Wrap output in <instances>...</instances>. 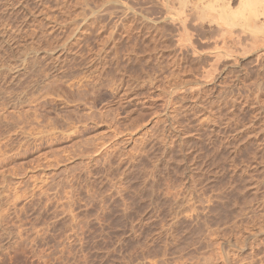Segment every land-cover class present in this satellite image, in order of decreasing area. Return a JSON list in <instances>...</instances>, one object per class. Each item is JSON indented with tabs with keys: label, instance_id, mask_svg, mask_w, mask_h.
I'll return each instance as SVG.
<instances>
[{
	"label": "rangeland",
	"instance_id": "rangeland-1",
	"mask_svg": "<svg viewBox=\"0 0 264 264\" xmlns=\"http://www.w3.org/2000/svg\"><path fill=\"white\" fill-rule=\"evenodd\" d=\"M194 2L0 0V264H264L261 29Z\"/></svg>",
	"mask_w": 264,
	"mask_h": 264
},
{
	"label": "bare ground",
	"instance_id": "bare-ground-1",
	"mask_svg": "<svg viewBox=\"0 0 264 264\" xmlns=\"http://www.w3.org/2000/svg\"><path fill=\"white\" fill-rule=\"evenodd\" d=\"M194 3H195L194 8L197 9L196 11L199 13V16H201L203 18L202 20H205L207 22V24L209 23L210 25L213 24V25L217 26V28L215 27L217 30V35L215 36L216 37L215 46H214V49H213L212 54H211L212 55L211 59L213 58L214 61L211 60L212 63L210 64L211 65L210 68H212V66L214 68L215 66L212 64L215 63V65H217L216 62H220V60H222V59L223 60L229 59L231 61L230 52L232 53V51L230 50V48H232V50H233V46H234V45L232 46L231 44H234L239 40V39L235 38V37L239 38V36H238L239 34L236 35V31H235L236 36H234L233 31L235 30V28H234L235 26H242V25H244V23H247V26H246L247 28L248 27L250 28L251 25H252L251 27H254V28L256 27L255 31H256L257 27H258V29L260 28L261 30H258L259 31L258 34L260 33L261 35H258V34L254 35L253 34V36H254V38H256V41H260V44L262 42L264 43V31H263L264 29L262 27H260L261 25L257 26V25L261 24L262 21H260V19H262L261 17L264 15V0H195ZM175 20L177 22V25H179V27L181 29L180 30L181 32L178 31L179 35H178V38H176L177 39L176 45L183 47V49L185 48V50L187 49V51L188 50L191 51V53L195 54V56H196L197 52L194 51V48H193L192 43L190 41V37L187 33L186 19L182 18L180 16H177L175 18ZM244 29H245V27H244ZM250 34H249V36H250ZM254 38L251 36V39L254 40ZM236 39H237V41H236ZM255 42H253V45ZM250 43H252V42H250ZM257 44H258V42H257ZM257 44L255 43V45H257ZM230 45H231V47H230ZM236 45H238V44L236 43ZM262 46H264V44H262L261 47ZM263 50H264V48H262V52H264ZM188 55H190V54H188ZM260 55H262V53ZM229 60H228V62H230ZM233 60H234V58H233ZM225 62H227V61H225ZM232 63L236 64V62H233V61H232ZM232 63L230 62L229 64H232ZM206 71H207L206 73L209 72L207 69H206Z\"/></svg>",
	"mask_w": 264,
	"mask_h": 264
}]
</instances>
